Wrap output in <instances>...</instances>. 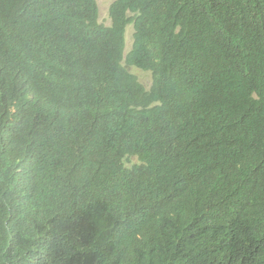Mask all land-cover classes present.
<instances>
[{
	"label": "trees",
	"instance_id": "16d2710c",
	"mask_svg": "<svg viewBox=\"0 0 264 264\" xmlns=\"http://www.w3.org/2000/svg\"><path fill=\"white\" fill-rule=\"evenodd\" d=\"M110 18L0 0V264H264V0Z\"/></svg>",
	"mask_w": 264,
	"mask_h": 264
},
{
	"label": "rangeland",
	"instance_id": "374dc122",
	"mask_svg": "<svg viewBox=\"0 0 264 264\" xmlns=\"http://www.w3.org/2000/svg\"><path fill=\"white\" fill-rule=\"evenodd\" d=\"M116 0H98V4L100 6V19L101 22L104 23L107 26H111L112 22L110 19V15H109V9L110 6L115 2ZM132 29V27H129ZM133 30V29H132ZM128 35V34H127ZM129 37L131 38L130 34ZM131 40L127 41L128 44V48L131 47ZM132 71L134 72V74H136L138 76V78L140 79V81L147 87L150 88L153 82V78L150 74L148 73H144L142 71L136 70V69H132Z\"/></svg>",
	"mask_w": 264,
	"mask_h": 264
},
{
	"label": "clouds",
	"instance_id": "9594fccd",
	"mask_svg": "<svg viewBox=\"0 0 264 264\" xmlns=\"http://www.w3.org/2000/svg\"><path fill=\"white\" fill-rule=\"evenodd\" d=\"M117 1V0H116ZM95 2H96V4L98 5V11H99V16H100V6H99V4H98V0H95ZM111 7V6H110ZM109 15H110V9H109ZM111 19V18H110ZM100 21H101V19H100ZM111 22H112V20H111ZM102 23V22H101ZM104 24V23H103ZM112 25V24H111ZM107 26V25H106ZM129 27H132V26H129ZM128 27V29H127V41H129V40H131L132 41V37H133V27H132V29L131 28H129ZM129 34H130V36H131V38L129 37ZM127 46H128V44H127ZM131 47H132V42H131ZM59 56H60V54H59ZM44 58H40V60H43ZM69 69L70 68H68V69H66V70H68L69 71ZM256 80V82L258 81V79H255ZM145 86V85H144ZM146 87V86H145ZM147 88V87H146Z\"/></svg>",
	"mask_w": 264,
	"mask_h": 264
}]
</instances>
